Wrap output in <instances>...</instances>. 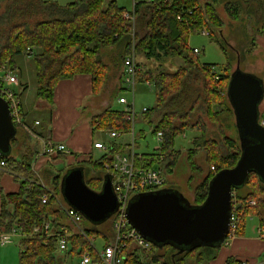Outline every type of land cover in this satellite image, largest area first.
<instances>
[{
  "label": "trees",
  "instance_id": "trees-1",
  "mask_svg": "<svg viewBox=\"0 0 264 264\" xmlns=\"http://www.w3.org/2000/svg\"><path fill=\"white\" fill-rule=\"evenodd\" d=\"M221 9L226 17L221 15ZM127 12L135 16V23L125 18ZM252 19L254 24L250 22ZM202 28L209 31V37L227 58L222 73L215 70V64L201 61L190 45L191 35ZM262 32L264 0H171L159 4L139 0L130 11L117 0H68L67 3L0 0V67L5 65L16 71L18 56H33L37 97L50 104L58 82L77 74L92 76L95 95L106 90L112 67H122L118 90L114 93L119 94L123 90L125 57L134 54L140 66L138 81L150 82L156 91V104L143 113V121L150 125L154 135L164 132L161 151L164 160L159 162L164 174L173 171L181 153L176 149L177 138L187 131L200 132L192 140L188 158L192 169L201 171L196 156L204 151L212 168L197 186L194 201H188L201 205L215 173L235 167L240 160L242 147L236 119L237 137L227 134L221 122L231 113L235 117L228 97L229 81L236 69L234 62L241 66L243 56L256 49V34ZM243 37L251 40L247 48L241 45ZM109 47H118V53L107 62L103 50ZM28 48L33 50L32 54L27 53ZM27 89V84H20L19 95L22 97ZM127 113L106 106L93 117L92 127L95 131L128 132L133 123ZM209 123L220 126L219 136L210 134ZM19 126L16 125L17 129ZM11 143V153L0 154V160L15 174L20 187L17 192L2 195L0 230L19 231V264H66L67 261L80 264L78 260L85 252L91 254V264L99 262L101 257L90 238L95 232L106 239L105 246L111 244L113 239L105 230L83 228L84 234L74 233L68 238L66 250H60L58 236L48 235L42 228L49 223L54 231L62 227L73 231L62 200L64 175L71 168L82 166L87 185L100 192L106 174L113 175L115 154L126 146L113 142L110 153L99 159L90 156L61 170L48 165L36 173L32 162L39 154L38 147L21 148L28 142L18 131ZM156 156V152L144 153L136 165H158ZM87 169L91 171L89 175ZM97 169L100 174H93ZM233 210L240 219L237 236L244 233L248 217L257 216L264 226V181L256 173L249 175L244 186L233 189ZM36 228L42 230L35 232ZM122 243L123 264H209L221 247L203 245L179 252L173 244L152 243L149 249H143L131 239ZM226 264H242V261L229 257Z\"/></svg>",
  "mask_w": 264,
  "mask_h": 264
},
{
  "label": "water",
  "instance_id": "water-1",
  "mask_svg": "<svg viewBox=\"0 0 264 264\" xmlns=\"http://www.w3.org/2000/svg\"><path fill=\"white\" fill-rule=\"evenodd\" d=\"M228 97L241 138L240 160L235 167L215 173L201 205H192L172 188L133 196L127 219L151 243L173 244L179 252L203 245L222 246L229 234L233 189L244 186L251 173L264 181V127L259 123L264 81L243 71L238 64L229 81ZM17 131L8 102L0 97L1 155L11 153V141ZM62 194L69 206L95 223L106 220L119 208L113 175L106 174L102 190L97 192L87 185L82 166L71 168L64 175Z\"/></svg>",
  "mask_w": 264,
  "mask_h": 264
},
{
  "label": "rangeland",
  "instance_id": "rangeland-1",
  "mask_svg": "<svg viewBox=\"0 0 264 264\" xmlns=\"http://www.w3.org/2000/svg\"><path fill=\"white\" fill-rule=\"evenodd\" d=\"M62 3H67L68 0H59ZM138 0H117L118 4L126 7V9L133 10L134 4ZM221 15L224 17L227 16L225 11L221 9ZM234 24L238 25L236 21H233ZM251 40L248 37L242 38L241 45L247 48L248 43ZM190 45L192 47H198L201 52L199 54V58L201 61L205 63L215 64L217 72H223V66L227 63V58L221 49V47L214 41L211 40L209 36H205L197 32L196 34L191 35L190 37ZM118 48V47H116ZM115 47L105 48L103 50L104 54H107V58L105 60L110 61L111 55L116 54L117 50ZM254 52V51H253ZM252 52V53H253ZM243 56L241 61V69L245 72L251 73L254 76L262 79L264 81V53H257L255 55ZM103 54V55H104ZM110 55V57H109ZM18 69L14 71V73L19 78L21 84H27L28 89L24 92L22 96V101L27 107V110H30L29 118L34 121L35 118H41L43 120V127H47L50 122L51 109L45 108L44 105L48 104L45 101H40L37 97L38 83L36 79V69L35 62L33 56L21 55L16 58ZM181 60L179 59L178 62ZM237 67L236 62H234V69ZM122 72V67L116 68L112 67V76L110 78V85L106 86V90H102L99 94L95 95L96 98L93 99L94 103L91 106H88L87 109L83 111L84 115L91 116L94 112L102 111L106 104L112 103V107L115 109H123L126 105H121L119 103V97L125 96L128 98L130 104L133 106V110L136 113V120L134 123L135 132H136V150L138 152H154L157 147L160 146V143L155 139V135L152 132V128L149 124L143 121V110L144 108H152L156 104V91L154 88L149 85H145L143 82L138 81L134 92L132 89H123L119 91V94L115 95L114 93L118 90L117 86L120 82V76ZM123 84V82H122ZM125 87V86H124ZM123 88V86H122ZM105 102V105L103 103ZM217 109H220L217 107ZM227 119L223 118L221 125L224 128V131L234 137H237L236 126H235V117L231 113ZM220 126L215 123H209V132L210 134H215L219 136ZM38 127L33 126V129ZM22 132V127H18V135ZM142 132H144L145 136H142ZM107 132H103L101 130L96 131V137L101 141H110L111 138L107 134ZM200 132H191L187 131L185 134L179 136L176 140V149L180 150L181 153L178 156L177 163L173 169V171L166 173V186L163 188H167L168 186L175 188L181 194H183L188 200L194 201L195 199V191L197 186L202 182L204 177L210 172L211 165L206 160V154L204 151H201L196 156V162L201 167L200 170H194L191 167L189 158H188V150L193 147V138L196 135H199ZM131 136L126 135L118 138V141H130ZM42 146V145H41ZM124 151H129V148H124ZM103 154L99 152H94L93 159H99ZM90 158V157H89ZM66 165L64 163L61 165H57V169H62ZM3 169V167H2ZM91 171L87 169V175L90 174ZM100 174V170L97 169L93 171V174ZM64 204L69 206L67 202L62 198ZM116 219V213H113L106 220L95 223L87 219L83 216V219L80 222V226L82 228L89 229H99L105 230L106 235L113 239L116 238V230L114 229V222ZM260 225V220L257 216L248 217L246 220V230L248 232H252L256 235V228ZM72 230L75 231L74 226H71ZM94 235L92 238L95 239V244L98 249H101L105 244V238L99 237L98 233L92 232ZM112 241V242H113ZM19 238L14 237L12 243L8 244L5 247L0 246V264H19ZM264 258V256H263ZM68 264H71L70 261H67ZM76 263V262H75Z\"/></svg>",
  "mask_w": 264,
  "mask_h": 264
},
{
  "label": "built area",
  "instance_id": "built-area-1",
  "mask_svg": "<svg viewBox=\"0 0 264 264\" xmlns=\"http://www.w3.org/2000/svg\"><path fill=\"white\" fill-rule=\"evenodd\" d=\"M148 2H153L159 4L161 2H168L171 0H146ZM125 18L132 20L135 23V16L127 12L124 14ZM178 19H182L180 15H178ZM200 34L209 36V31L206 28H202ZM194 52L199 55L201 50L198 47H194ZM27 53L32 54L33 50L31 48L27 49ZM140 66L134 54L128 55L124 60V69L122 76V86L123 89H132L134 92L135 86L138 82V74H139ZM21 82L17 75L14 73L13 69L8 66L2 65L0 67V97L4 98L10 107L11 115L15 125L24 126L23 121V101L22 97L19 95V86ZM147 84L151 85L150 82ZM125 86V87H124ZM264 102V100H263ZM119 103L121 105H126L123 109L118 110H126L127 118L132 121V128L130 131H116L111 130L108 131V135L110 136V141H97L93 144L94 149L101 150L103 154L110 153L112 149V143L120 144L129 148V151H119L115 154L113 159V186L114 190L117 194V198L119 201V208L116 212V219L114 222V228L116 230V238L115 240L107 245L103 246L101 249L95 244V239L90 238L91 244L96 247L101 260L96 264H123V257L121 256V250L123 247V241L131 239L133 240L137 246L143 249H149L152 243L146 240L138 231L135 229L127 219V207L130 200L133 196L145 193L152 192L163 189L166 186V175L163 173L159 162L164 160V156L162 155V146L165 141V135L163 131L157 132L155 135V139L160 143V146L156 148L154 152H156L157 156V164L151 167H138L136 165L137 159H141L144 153L147 152H138L136 150V132H135V119L136 113L133 110V106L130 104L129 100L125 96L119 97ZM148 108H144L143 112H146ZM259 123L264 127V108L260 110ZM36 125L40 124V121L35 122ZM130 135L131 140L128 142H120L118 138ZM42 150L39 154L36 155L35 160L32 163V169L39 173L42 167V159L46 158V162L54 159L60 153H68L67 146L62 143H55L48 139L42 138ZM90 156L84 158L89 159ZM6 167V162L0 160V168ZM214 169V168H213ZM43 201L47 202V197L45 196ZM252 205L255 204V201L250 202ZM64 209L67 217L74 225L75 231H71L67 227H62L60 231H54L51 227V224L47 223L42 228L48 235H56L58 236V245L60 250H66L68 246V238L76 232H80L84 234L83 228L80 226V222L83 219V215L77 209L64 205ZM239 213L236 210L232 211L229 234L225 241L228 243L229 240L234 238L236 235V231L239 225ZM41 228H36L35 232H39L42 230ZM19 231L14 229L13 232L7 233L2 232L0 230V245H4L10 243L15 235H18ZM258 237L264 239V226L259 225L257 228ZM224 243V244H225ZM105 244V243H104ZM80 264H91L92 256L89 252H85L78 260ZM77 262V263H78ZM243 264H252L248 261H243Z\"/></svg>",
  "mask_w": 264,
  "mask_h": 264
},
{
  "label": "crops",
  "instance_id": "crops-1",
  "mask_svg": "<svg viewBox=\"0 0 264 264\" xmlns=\"http://www.w3.org/2000/svg\"><path fill=\"white\" fill-rule=\"evenodd\" d=\"M250 22L254 24L253 19ZM255 38L256 49L250 55L263 54L264 32L256 34ZM143 83L149 85L147 82ZM149 86L153 88L152 85ZM95 98L93 80L90 74H77L73 78L59 81L55 88L53 101L50 104L44 105L45 108L51 109L50 122L46 128L43 127L44 122L41 118H35L34 121L29 118L30 110H27L23 102L25 115L23 114L24 126H21L22 132L20 135L23 139H26L28 144L26 145L25 143L21 148L28 149L29 147L37 146L40 153L42 150L41 141L42 138H45L55 143L65 144L67 150L70 152V154L60 153L59 156H55L54 159L48 162H46V158H43L41 170L48 165L57 169V165H62L63 163L66 165L64 168L73 166L78 164L80 160L92 156L95 151L103 154L101 150L94 149L93 147L95 142L101 140L96 137V131L93 129L91 123L93 117L100 111L94 112L91 116H86L83 113L84 109L86 110L88 106L93 105V99ZM103 105H105V102ZM106 106H109V104H106ZM263 108L264 102L261 103L260 110ZM36 121H40V124L36 125ZM33 126L38 128L33 129ZM27 133H30L31 137H28ZM19 187L20 183L15 174L11 173L7 167L0 168V212L2 195L17 192ZM14 237L19 238L18 235ZM10 243L0 246L5 247ZM18 247L20 250L19 244ZM263 256L264 239L258 237L257 228L256 235L245 229L242 235L235 236L228 243L223 244L219 249L217 257L209 264H226L229 257L242 261V264L243 261H248L252 264H264ZM75 262L70 261L71 264H76Z\"/></svg>",
  "mask_w": 264,
  "mask_h": 264
}]
</instances>
